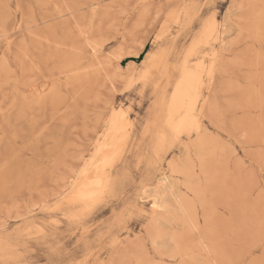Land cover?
Masks as SVG:
<instances>
[{"label":"rangeland","instance_id":"obj_1","mask_svg":"<svg viewBox=\"0 0 264 264\" xmlns=\"http://www.w3.org/2000/svg\"><path fill=\"white\" fill-rule=\"evenodd\" d=\"M209 25L221 38L187 56ZM202 60L195 155L163 103ZM0 70V264H264V0H0ZM119 105L131 138L108 194L69 203Z\"/></svg>","mask_w":264,"mask_h":264},{"label":"bare ground","instance_id":"obj_2","mask_svg":"<svg viewBox=\"0 0 264 264\" xmlns=\"http://www.w3.org/2000/svg\"><path fill=\"white\" fill-rule=\"evenodd\" d=\"M2 2V1H1ZM245 5V2H244ZM256 25V24H254ZM240 27V26H239ZM241 29V27L239 28ZM243 29V28H242ZM241 29V30H242ZM240 30V31H241ZM236 31V30H235ZM239 31V32H240ZM243 31V30H242ZM241 31V32H242ZM257 31V29H256ZM216 28L215 25L214 26H207L206 29L204 30L203 34L201 35V37L192 42L189 46V48L187 49V56L190 55H196L198 53V47L201 45H207L210 42H212V40H216L217 38H221V37H215L216 35ZM260 32V31H259ZM222 34V32H221ZM240 34V33H239ZM258 34V32H257ZM223 36V35H222ZM249 36V35H248ZM251 37V36H250ZM256 37V36H255ZM88 38V37H87ZM89 39V38H88ZM91 40V39H89ZM214 40V41H215ZM223 44L225 43V38L221 39ZM74 41V40H73ZM88 41V40H87ZM85 40V42H87ZM93 41V40H92ZM56 42V41H55ZM89 42V41H88ZM75 43V41H74ZM90 43V42H89ZM93 43V42H92ZM82 45V44H81ZM99 45V44H98ZM96 44V46H98ZM73 46V45H72ZM76 46V43H75ZM84 47L86 46L83 45ZM94 46V45H93ZM100 46V45H99ZM78 47H80V45H78ZM87 47V46H86ZM85 47V48H86ZM226 47V46H225ZM223 47V48H225ZM229 47V46H228ZM76 48V47H72ZM88 48V47H87ZM96 48V47H95ZM83 49V47H82ZM81 49V50H82ZM93 49V47H92ZM76 50V49H75ZM78 51H80V53L84 50H80L77 49ZM76 50V51H77ZM86 50V49H85ZM71 52V51H70ZM74 52V49L73 51ZM68 53V52H67ZM78 53V52H77ZM83 53V52H82ZM85 53V52H84ZM227 53V52H225ZM70 54V53H69ZM72 54V53H71ZM70 54V55H71ZM75 54V53H74ZM73 57H77L74 56ZM82 55V54H81ZM86 55V54H85ZM138 55V54H137ZM215 55V53H214ZM258 55V54H257ZM97 57V56H95ZM213 57V56H212ZM215 57V56H214ZM64 58V56H63ZM72 58V57H71ZM70 58V60H71ZM85 58V56L83 57ZM162 58V57H161ZM262 58V56H261ZM259 58V59H261ZM65 59V58H64ZM76 58H74L72 61H75ZM66 60V59H65ZM64 60V61H65ZM82 60V59H81ZM80 60V61H81ZM160 60V59H159ZM71 61V62H72ZM79 61V62H80ZM83 61V60H82ZM258 61V60H257ZM76 62V61H75ZM91 62V61H90ZM102 61H100L101 63ZM259 62V61H258ZM257 62V64H258ZM8 63V62H7ZM68 63V62H65ZM64 63V66H65ZM95 63V61H94ZM135 63V62H134ZM77 64V63H76ZM92 64V63H91ZM96 64V63H95ZM93 64V66L95 65ZM226 64V63H224ZM261 64V62H260ZM6 65V63H5ZM75 65V64H74ZM97 65H99V63H97ZM95 65L94 69L97 68L98 66ZM102 65V63L100 64ZM132 65V64H130ZM90 66V65H89ZM87 66V67H89ZM92 66V67H93ZM97 66V67H96ZM215 63L211 62L208 65H205V62L202 60L200 62H198L196 64V67L194 69H191L189 67L184 66L181 69V74H180V79L177 81V83L175 84L173 91L171 93V96L169 98V100L166 102H164V107L166 109V117H165V122L167 123L169 129L171 130V132L175 135H186L187 138V142L182 143L184 148L186 149V153L189 154V152L192 150L194 151L195 155L199 154L203 148L205 147V142H206V135L204 133V126L200 120V114L203 111V108H205L206 111V107H204L205 105L202 103V96H203V90L204 88L210 87L212 85V76L215 72ZM62 67V66H61ZM73 67V66H72ZM86 67V68H87ZM101 67V66H99ZM98 67V68H99ZM63 68V67H62ZM64 68H67L66 66ZM89 69V68H88ZM3 70V69H2ZM0 70V72L2 71ZM97 70V69H95ZM90 71V70H89ZM78 72V71H77ZM206 73L208 75V77L210 78V80L208 82H206L204 80L203 77V73ZM10 74V72H8ZM76 73V72H75ZM74 74V73H73ZM80 74V73H79ZM257 74V73H256ZM1 75V74H0ZM88 75V74H87ZM86 75V76H87ZM77 76L78 73H77ZM217 76V75H216ZM214 75V78L216 77ZM75 77V76H74ZM73 78V76H72ZM85 78V77H84ZM87 79V77H86ZM218 79V76L216 77V81ZM75 80V79H74ZM73 80V81H74ZM80 80V78H79ZM70 81V80H69ZM78 81V80H76ZM216 83V82H215ZM217 85V83H216ZM216 87V86H214ZM213 87V89H214ZM58 88V87H57ZM56 88V89H57ZM217 88V87H216ZM16 89V88H15ZM55 89V90H56ZM218 89V88H217ZM211 91V90H210ZM210 96V95H209ZM58 97V95H57ZM57 97H55L57 100ZM165 98V97H164ZM163 98V99H164ZM213 98V97H211ZM59 99V98H58ZM210 99V98H209ZM208 99V100H209ZM54 100V102H55ZM60 100V99H59ZM211 100V99H210ZM213 101V100H211ZM215 102L218 103V101H216V99L214 100L212 105H216L214 104ZM112 104V103H111ZM114 104V103H113ZM201 105V106H200ZM209 105V104H208ZM31 106V105H30ZM29 107V105H28ZM113 107V106H112ZM216 107V106H214ZM210 108V106H209ZM218 109V108H217ZM209 110V109H208ZM207 110V111H208ZM207 111L204 114H208L209 116L210 111ZM213 110H211L212 112ZM214 111L216 112V110L214 109ZM109 113V110H108ZM213 113V112H212ZM20 114V113H19ZM23 114V113H22ZM214 115V114H213ZM207 116V115H206ZM208 116V117H209ZM212 116V115H211ZM100 118V117H99ZM106 118V117H105ZM18 119V118H17ZM101 119V118H100ZM209 119H212L209 118ZM19 120V119H18ZM99 124H101L99 122ZM102 128L101 126H98ZM131 121L130 118L127 114V111H125L122 106H118L114 109V112L111 114V116L109 117L108 121L105 124V128L103 130V132L100 133L97 142L92 150V153H90V155L88 156V158H85L83 160V162L80 165V167L77 169L74 167L75 170H71L72 172H70V176L68 178H65L69 180L70 178V190H69V195L67 197V200L69 203L72 204H77V205H81L83 206L85 209H91L92 207L96 206V204H99V202H101L104 197L108 194L110 188H111V183H112V172H113V168L115 166V164L117 163V161L120 159V157H122L123 152L131 138ZM100 129V128H99ZM205 131H207L205 129ZM97 132V131H96ZM207 133V132H206ZM97 134V133H96ZM95 134V135H96ZM209 134V132H208ZM147 135V134H146ZM95 137V136H94ZM162 137H166V134H162ZM95 139V138H94ZM93 139V140H94ZM215 144V142H214ZM91 146V145H89ZM88 146V147H89ZM181 147V146H180ZM181 151V150H180ZM88 152V151H87ZM184 152V151H183ZM86 153V151H85ZM182 154V153H181ZM184 155V153L182 154ZM84 156V155H83ZM187 157V156H186ZM200 158V156H198ZM81 158V157H80ZM84 158V157H83ZM179 158V156H178ZM182 159V158H181ZM184 159V157H183ZM187 159V158H186ZM172 160V159H171ZM120 161V160H119ZM174 161V159H173ZM77 162V161H76ZM75 162V163H76ZM174 166H175V162H174ZM180 166V165H178ZM186 166V161H184L183 163H181V169ZM72 168V167H71ZM173 170H175V168L172 166ZM177 168V166H176ZM178 169V168H177ZM180 169V170H181ZM182 169V170H183ZM179 170V169H178ZM179 170V172H180ZM181 170V173H182ZM184 171V170H183ZM172 173L174 174V172L172 171ZM180 173V174H181ZM165 174V173H164ZM171 174V175H173ZM176 174V173H175ZM168 176V175H167ZM180 176V175H179ZM169 177V176H168ZM167 177V178H168ZM183 177V175H182ZM185 177V176H184ZM170 178V177H169ZM186 178V177H185ZM190 178V177H189ZM160 180V178H158ZM174 179V178H173ZM64 180V179H63ZM177 180V179H176ZM163 181V182H162ZM162 183H164V187L160 192H156L155 194V200L153 201V207L155 205L154 208L158 209L163 207V195L164 192L166 194V191L168 190V186L175 187L174 184L172 185H168V181L166 178L162 179ZM179 181V179H178ZM187 181V180H186ZM66 182V181H65ZM63 182V183H65ZM194 182V180H193ZM192 182V183H193ZM177 183V182H176ZM178 184V183H177ZM161 185V184H160ZM63 186V185H62ZM61 186V187H62ZM69 186V185H66ZM65 186V187H66ZM159 186V185H158ZM180 186V185H179ZM169 187V188H170ZM162 188V186H161ZM64 189V188H63ZM67 189V188H66ZM174 189V188H173ZM178 189V188H176ZM155 190V188H154ZM166 190V191H165ZM172 190V189H170ZM152 192V190H150ZM150 191H146L149 192ZM156 191V190H155ZM146 194V193H145ZM149 195V194H148ZM170 195V194H169ZM181 195V194H180ZM151 196V195H150ZM167 197V195H164ZM173 196V195H172ZM149 197V196H148ZM179 197V196H178ZM168 198V197H167ZM175 198V197H174ZM171 200V199H170ZM66 201V200H65ZM166 201V200H165ZM169 201V200H168ZM167 201V202H168ZM171 202V201H169ZM178 202V201H176ZM174 205V204H173ZM172 205V206H173ZM169 208V207H168ZM172 208V207H170ZM176 208V207H175ZM178 208V207H177ZM54 209V208H53ZM167 209V208H165ZM174 209V207H173ZM159 210V209H158ZM176 210V209H175ZM89 211V210H88ZM91 211V210H90ZM182 211V210H181ZM181 213V212H180ZM157 214V213H156ZM154 214V215H156ZM153 215V216H154ZM184 215V213H183ZM171 217V216H170ZM184 217V216H183ZM167 219V218H166ZM185 218H183L184 221ZM154 220V218L152 219ZM159 220V219H158ZM181 220V219H180ZM162 221V220H161ZM161 221L159 220V223L161 224ZM156 222V221H155ZM175 222V221H174ZM156 224V223H155ZM159 224V225H160ZM157 225V224H156ZM183 225V224H181ZM185 225H187V223H185ZM163 226V225H162ZM189 227V226H188ZM186 228V229H190V228ZM173 230V229H172ZM184 230V229H183ZM180 231V230H179ZM173 232V231H172ZM183 233V232H182ZM174 236V235H173ZM167 238V237H166ZM169 238V237H168ZM173 242H174V238ZM181 239V237H180ZM166 240V239H165ZM170 240V239H169ZM154 241V240H153ZM156 242V240L154 241ZM175 243V242H174ZM199 243V242H198ZM163 244V243H162ZM167 245V243H166ZM177 245V244H176ZM198 245V244H197ZM200 245V244H199ZM198 245V247H199ZM203 246V244H201ZM200 245V246H201ZM188 248V247H187ZM204 249V247H201V249ZM186 249V248H185ZM190 249V248H189ZM189 249H186L189 250ZM190 251V250H189ZM205 251V250H204ZM206 252V251H205ZM186 253V252H185ZM214 253V252H213ZM8 257V256H7ZM9 258V257H8ZM12 258V257H11ZM207 258V257H206ZM200 259V258H199ZM202 260V259H201ZM211 262V261H210ZM212 263V262H211ZM208 264V262H207Z\"/></svg>","mask_w":264,"mask_h":264},{"label":"snow or ice","instance_id":"obj_3","mask_svg":"<svg viewBox=\"0 0 264 264\" xmlns=\"http://www.w3.org/2000/svg\"><path fill=\"white\" fill-rule=\"evenodd\" d=\"M154 207H155V205H154ZM260 248L262 250L261 254L264 255V242L261 243Z\"/></svg>","mask_w":264,"mask_h":264}]
</instances>
